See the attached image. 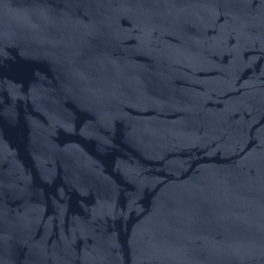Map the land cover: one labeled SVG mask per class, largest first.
Instances as JSON below:
<instances>
[{"label":"water","instance_id":"1","mask_svg":"<svg viewBox=\"0 0 264 264\" xmlns=\"http://www.w3.org/2000/svg\"><path fill=\"white\" fill-rule=\"evenodd\" d=\"M0 264H264V0H0Z\"/></svg>","mask_w":264,"mask_h":264}]
</instances>
